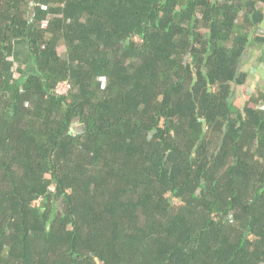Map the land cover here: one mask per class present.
Here are the masks:
<instances>
[{
    "label": "trees",
    "instance_id": "1",
    "mask_svg": "<svg viewBox=\"0 0 264 264\" xmlns=\"http://www.w3.org/2000/svg\"><path fill=\"white\" fill-rule=\"evenodd\" d=\"M263 24L264 0H0V264H264V89L235 99Z\"/></svg>",
    "mask_w": 264,
    "mask_h": 264
},
{
    "label": "crops",
    "instance_id": "2",
    "mask_svg": "<svg viewBox=\"0 0 264 264\" xmlns=\"http://www.w3.org/2000/svg\"><path fill=\"white\" fill-rule=\"evenodd\" d=\"M258 37L264 38V24L256 30ZM243 70L247 71L248 82L237 88L235 99L237 104H243L245 99L264 89V42L250 48L243 59Z\"/></svg>",
    "mask_w": 264,
    "mask_h": 264
},
{
    "label": "rangeland",
    "instance_id": "3",
    "mask_svg": "<svg viewBox=\"0 0 264 264\" xmlns=\"http://www.w3.org/2000/svg\"><path fill=\"white\" fill-rule=\"evenodd\" d=\"M25 41H20L18 43V49H21V54H20V61L18 63V71L20 72L21 70V73L23 74V78H25L26 75H29V74H32L36 71V67H35V64L33 63L32 59L30 58V55L29 53L27 52V49H26V46H23V44L25 45L24 43ZM23 43V44H22ZM59 52L61 54H64L66 52V49L64 46H61L59 48ZM25 73V74H24ZM78 124V122H77ZM74 131L76 132H80L81 129H82V126L80 124L78 125H74Z\"/></svg>",
    "mask_w": 264,
    "mask_h": 264
},
{
    "label": "built area",
    "instance_id": "4",
    "mask_svg": "<svg viewBox=\"0 0 264 264\" xmlns=\"http://www.w3.org/2000/svg\"><path fill=\"white\" fill-rule=\"evenodd\" d=\"M45 24H47V22ZM99 80L102 82L103 85L105 84V81L103 79H99ZM70 90H71V84H69L68 82H61L58 84L56 92L59 95H68ZM37 203L41 204V200H38Z\"/></svg>",
    "mask_w": 264,
    "mask_h": 264
}]
</instances>
